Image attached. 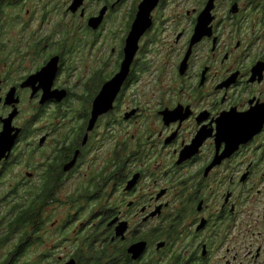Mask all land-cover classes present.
<instances>
[{
  "label": "flooded vegetation",
  "instance_id": "1",
  "mask_svg": "<svg viewBox=\"0 0 264 264\" xmlns=\"http://www.w3.org/2000/svg\"><path fill=\"white\" fill-rule=\"evenodd\" d=\"M8 1L0 264H264V0Z\"/></svg>",
  "mask_w": 264,
  "mask_h": 264
},
{
  "label": "water",
  "instance_id": "2",
  "mask_svg": "<svg viewBox=\"0 0 264 264\" xmlns=\"http://www.w3.org/2000/svg\"><path fill=\"white\" fill-rule=\"evenodd\" d=\"M214 1L215 0H212V6H213ZM159 2L160 0H145L140 6L138 18L134 24L133 32H132L130 43H129V46L134 47L135 50L137 49L140 38L145 33V31L148 29V27L151 25V22H152L151 14L154 11V9L157 7ZM83 4H84V0H76L73 8L78 9ZM210 12H211V7L208 9L206 14L202 16L201 26H202V23H205L209 20L208 17H209ZM102 18H103V14L99 18H94L92 20V24L97 26L98 24L102 22ZM107 97H108V86H106L103 93L99 97V100L97 102V105H99V107L98 106L96 107L95 118L92 122V125L94 124L95 120L101 113L106 112L108 110L104 107L105 105L108 104ZM112 102L113 101L111 99L109 103L112 104ZM14 142H15V138H14ZM126 230H127L126 225H123V227L120 229L119 235L125 234ZM146 248H147V244L145 242H142V243L134 245L131 249V252L135 255V258H139L145 252Z\"/></svg>",
  "mask_w": 264,
  "mask_h": 264
},
{
  "label": "rangeland",
  "instance_id": "3",
  "mask_svg": "<svg viewBox=\"0 0 264 264\" xmlns=\"http://www.w3.org/2000/svg\"><path fill=\"white\" fill-rule=\"evenodd\" d=\"M7 28L4 30V39H3V41H11L12 39L14 40V36L15 35H17V34H14V30H13V28L12 27H10V26H6ZM22 35V34H21ZM2 48H4L3 47V45H2V43L0 42V50L2 49ZM7 52L8 51H6V54H7ZM8 57H9V60H10V62H13V64H14V58L13 57H11L10 56V54L8 55ZM3 69H5L4 67H2L1 68V70L3 71ZM22 261H24V259H22ZM24 262H19L18 264H23Z\"/></svg>",
  "mask_w": 264,
  "mask_h": 264
},
{
  "label": "trees",
  "instance_id": "4",
  "mask_svg": "<svg viewBox=\"0 0 264 264\" xmlns=\"http://www.w3.org/2000/svg\"><path fill=\"white\" fill-rule=\"evenodd\" d=\"M13 5L10 1L8 0H2L0 3V14L2 12V8H4V6H11Z\"/></svg>",
  "mask_w": 264,
  "mask_h": 264
}]
</instances>
